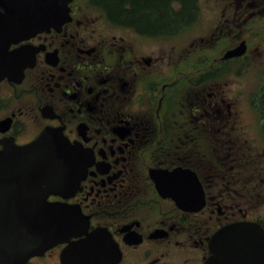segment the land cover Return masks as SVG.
<instances>
[{
	"label": "flooded vegetation",
	"instance_id": "1",
	"mask_svg": "<svg viewBox=\"0 0 264 264\" xmlns=\"http://www.w3.org/2000/svg\"><path fill=\"white\" fill-rule=\"evenodd\" d=\"M245 1L228 2L236 32L242 21L264 23V0ZM87 2L68 1L60 25L11 42L5 51L21 49L25 65L21 75L0 79V149L28 144L45 130L58 132L75 147L78 156L70 161L77 166L67 168L68 183L46 201L73 207L87 222L82 233L28 261L62 264L66 247L84 240L80 255L99 251L116 258L112 264H202L209 237L223 225L264 227V214L254 217V208L263 206L254 207L251 183L238 176L247 157L237 149L242 130L237 95H225L229 82L206 73L201 61L189 60L197 66L185 74L165 48L158 50L177 32L137 30L111 20L96 0ZM218 26L205 44L223 32ZM255 37H264V26ZM203 44L185 55L198 54ZM5 53L0 49L1 59ZM251 97L246 105L260 116L264 135V115ZM97 231L106 237L100 243L92 239Z\"/></svg>",
	"mask_w": 264,
	"mask_h": 264
},
{
	"label": "water",
	"instance_id": "2",
	"mask_svg": "<svg viewBox=\"0 0 264 264\" xmlns=\"http://www.w3.org/2000/svg\"><path fill=\"white\" fill-rule=\"evenodd\" d=\"M68 1L0 0L1 52L5 53L11 42L60 25L67 19ZM244 52L245 44L242 43L226 50L222 58L240 56ZM5 54L4 59L0 58V79L21 75L25 65L20 58L21 49ZM60 136L58 132L45 130L28 144L5 143L0 149V264H30V257L42 255L56 243L82 233L87 225L73 207L46 201L49 193H56L68 183L63 175L72 172L67 168L77 166L70 161L71 157L78 156L73 153L75 147L69 146ZM79 178L71 182L72 188ZM195 199L199 207L203 201L201 191ZM102 234L93 233L95 243L105 240ZM89 237L85 238L86 244ZM84 245V240L83 244L68 245L61 263L80 264L78 258L86 261L85 264H112L117 260L97 255L99 251H95L94 256L80 255ZM208 251L202 264H264V228L251 221L223 225L208 239ZM70 253L77 258L71 259Z\"/></svg>",
	"mask_w": 264,
	"mask_h": 264
},
{
	"label": "rangeland",
	"instance_id": "3",
	"mask_svg": "<svg viewBox=\"0 0 264 264\" xmlns=\"http://www.w3.org/2000/svg\"><path fill=\"white\" fill-rule=\"evenodd\" d=\"M88 1L87 4L94 3V0ZM229 1L195 0L192 10L193 21L190 24H188V20L183 21V25L180 22L174 23L177 33L171 39L162 41L158 50L165 48L166 56H169L173 63L179 61L180 69L185 74L193 69L190 65L197 66V64H187L189 60L194 63L201 61L200 68H204L206 73L215 74L216 77H219L220 82H229L225 85L226 96L232 93V95H237V125L242 130L237 132L240 137L237 149L242 150L241 154L247 157L246 163H242L240 167L238 176L244 178V185L247 182L251 183L254 207L263 206L258 210L254 208L255 217L258 215L257 212L264 214V135L259 132L260 116L252 105L250 109L247 107L246 98L252 96L254 105L264 115V37L258 40L255 37L264 23L257 21L253 23L254 26H251V21H242L237 27V32L232 30L231 24H229L232 7L228 4ZM240 2L242 5L244 2L246 3L245 0H240ZM174 5V8L177 9L178 5L176 3ZM217 22L218 28L223 32H215V37L218 36V38H213L212 44H205V41L209 42L211 33H214L211 32V29ZM250 40L253 41L251 47H245L248 57L227 62L219 60L226 50L235 48L242 43L246 45ZM202 43H204L203 49L198 54L191 57L185 55L187 50L192 49L191 45L200 47L199 45ZM182 54L185 56L182 57Z\"/></svg>",
	"mask_w": 264,
	"mask_h": 264
},
{
	"label": "trees",
	"instance_id": "4",
	"mask_svg": "<svg viewBox=\"0 0 264 264\" xmlns=\"http://www.w3.org/2000/svg\"><path fill=\"white\" fill-rule=\"evenodd\" d=\"M96 1L98 5L106 10L107 16L111 20L124 22L137 30L175 32L174 23H182L188 20V24H190L194 18L192 10L195 0ZM173 3H176L179 7L174 8Z\"/></svg>",
	"mask_w": 264,
	"mask_h": 264
},
{
	"label": "bare ground",
	"instance_id": "5",
	"mask_svg": "<svg viewBox=\"0 0 264 264\" xmlns=\"http://www.w3.org/2000/svg\"><path fill=\"white\" fill-rule=\"evenodd\" d=\"M69 257H71V259L77 258V257H75V255H73L72 253L69 254ZM77 260H79V263H80V264H85V263H86V261L83 262L82 258H78Z\"/></svg>",
	"mask_w": 264,
	"mask_h": 264
}]
</instances>
